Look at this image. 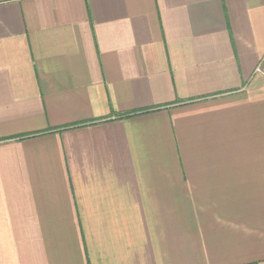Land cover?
Returning a JSON list of instances; mask_svg holds the SVG:
<instances>
[{
  "label": "crops",
  "instance_id": "obj_1",
  "mask_svg": "<svg viewBox=\"0 0 264 264\" xmlns=\"http://www.w3.org/2000/svg\"><path fill=\"white\" fill-rule=\"evenodd\" d=\"M264 0H0V264H264Z\"/></svg>",
  "mask_w": 264,
  "mask_h": 264
},
{
  "label": "built area",
  "instance_id": "obj_2",
  "mask_svg": "<svg viewBox=\"0 0 264 264\" xmlns=\"http://www.w3.org/2000/svg\"><path fill=\"white\" fill-rule=\"evenodd\" d=\"M254 72L264 77V54L259 59L258 64H256Z\"/></svg>",
  "mask_w": 264,
  "mask_h": 264
}]
</instances>
